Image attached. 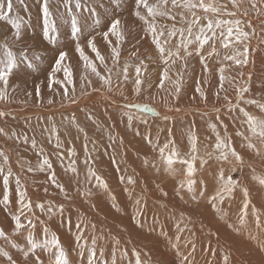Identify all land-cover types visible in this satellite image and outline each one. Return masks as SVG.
I'll list each match as a JSON object with an SVG mask.
<instances>
[{"label": "rangeland", "instance_id": "obj_1", "mask_svg": "<svg viewBox=\"0 0 264 264\" xmlns=\"http://www.w3.org/2000/svg\"><path fill=\"white\" fill-rule=\"evenodd\" d=\"M202 1L208 17L159 32L149 26L153 16L141 19L148 8L138 0H48V24L43 0H12L9 18L0 19V61L10 50L18 64L7 84L0 81V229L18 230L17 217L24 226L45 212L54 220L45 241L39 238V244L35 233L34 240L0 251L1 261L264 264V136L246 115L258 124L264 121V0ZM147 3L167 25L183 6L201 1ZM73 19L79 33L72 31ZM116 20L123 38L111 31ZM140 20L149 33H163L159 43L154 37L150 41V34L143 38ZM13 22L20 24L19 37ZM52 22L55 27L49 28ZM255 29L262 30L260 35ZM209 35V44L200 46ZM224 50L247 60L236 64L243 65L236 66L242 78L237 76L234 84L221 79L228 70L220 57ZM62 52L67 55L57 70ZM204 52L220 58L206 62ZM65 68L71 70V81ZM45 159L51 167L43 164ZM8 171L12 176L6 186L2 178ZM116 187L127 190L119 193ZM139 187L148 195L133 193ZM72 193L80 194L75 198ZM8 195L10 203H4ZM53 198L70 203L68 220L80 223L77 229L59 219L64 207Z\"/></svg>", "mask_w": 264, "mask_h": 264}, {"label": "bare ground", "instance_id": "obj_2", "mask_svg": "<svg viewBox=\"0 0 264 264\" xmlns=\"http://www.w3.org/2000/svg\"><path fill=\"white\" fill-rule=\"evenodd\" d=\"M201 1V0H200ZM260 1V0H259ZM203 2V1H202ZM256 3V2H255ZM259 3V2H258ZM257 3V4H258ZM203 4H205L204 2H203ZM256 4V5H257ZM263 4V3H262ZM194 5H196V4H194ZM234 5V4H233ZM204 7H206V6H204ZM227 7H229L230 8V6H227ZM226 7V8H227ZM233 7V6H232ZM184 8V9H183ZM246 9V8H245ZM145 10H147L146 8H145ZM186 10V11H185ZM190 10V11H189ZM226 10V9H225ZM230 10V9H229ZM181 11H182V13H181ZM230 12V11H229ZM244 11H242V13H243ZM177 13V15H174L173 17H172V19H169V21H168V23L169 24H167V25H165L164 23H162V21H160L161 20V16H157V15H155V16H153V15H151L150 13H148V12H144L143 13V16H145V17H143L144 18V20H146L147 18H149V17H146V16H153L154 17V19H152V21H148L149 22V26L151 27V28H155V31L156 30H158L159 32L160 31H168L169 29H172V28H176V27H179V24H180V22H182L181 23V26H183V23L185 24V23H187L188 21H190V22H193V23H195V20H196V18L198 17V16H207L208 17V12L207 11H205L204 10V8L203 7H200L199 8V6H197L196 5V8L195 9H193V8H188V7H182V10H179V11H177L176 12ZM238 14H240V13H238ZM245 14V13H244ZM243 14V15H244ZM248 14V13H247ZM225 15V14H224ZM242 15V14H241ZM242 15V16H243ZM221 16V15H220ZM237 16V15H236ZM250 16V15H249ZM221 17H223V16H221ZM247 17V16H246ZM253 17V16H252ZM244 18H245V16H244ZM244 18H243V20H244ZM250 19H251V17H249ZM264 18V17H263ZM263 18H259V21L260 20H262ZM255 19V18H254ZM258 19V18H257ZM199 20V19H198ZM243 20H242V22H243ZM246 20V19H245ZM245 20H244V22H245ZM216 21V20H215ZM247 21H248V19H247ZM255 21V20H254ZM213 22V21H212ZM243 22V23H244ZM250 22V21H249ZM248 22V23H249ZM253 22V21H252ZM263 22H264V20H263ZM262 22V23H263ZM145 23L146 22H144V21H142V20H140L139 21V24H138V27H139V31L144 35L143 36V38L145 39H149V34H150V36H151V38H150V41H151V39L154 37L156 40H161L162 38H160V36H162V35H160L159 33H157V35H154V34H151V33H149L148 31H147V26H145ZM201 23V22H200ZM208 23H210V22H208ZM256 23H258V20H257V22ZM196 24V23H195ZM218 24V23H217ZM220 24H221V22H220ZM252 24V23H251ZM255 24V23H254ZM259 24V23H258ZM250 25V24H249ZM260 25V24H259ZM145 26V27H144ZM203 26V25H202ZM246 26H247V24H246ZM252 25H250L249 27H251ZM261 26V25H260ZM201 27V26H200ZM248 27V26H247ZM248 27V28H249ZM263 27V26H262ZM201 28H203V27H201ZM177 29V28H176ZM213 29V28H212ZM252 29H253V27H252ZM256 29H257V27H256ZM256 29H255V31H256ZM262 29V28H261ZM179 30V29H178ZM216 30V29H215ZM258 30V29H257ZM196 31V30H195ZM220 31V30H219ZM260 31V30H259ZM258 31V32H259ZM205 32V31H204ZM252 32V31H251ZM257 32V31H256ZM258 32H257V34H258ZM260 32H262V30L260 31ZM196 35V34H195ZM240 35V34H239ZM258 35H260V34H258ZM212 36V35H211ZM210 35H209V37H211ZM217 36V35H216ZM215 36V37H216ZM243 37V36H242ZM256 37H257V35H256ZM259 38H260V36H258ZM243 39V38H242ZM254 39V38H253ZM256 39V38H255ZM149 41V42H150ZM219 41H221V40H219ZM253 41V40H252ZM257 41H260V40H257ZM224 42V41H223ZM238 42V41H237ZM254 42V41H253ZM212 43V42H211ZM215 43V42H214ZM239 43V42H238ZM241 43V42H240ZM239 43V44H240ZM207 44H209V43H207ZM219 44V43H218ZM228 44V43H227ZM118 45V44H117ZM240 45H242V44H240ZM201 46V45H200ZM199 46V47H200ZM206 46V45H205ZM211 46V45H210ZM209 46V47H210ZM232 46V45H231ZM234 46V45H233ZM243 46V45H242ZM117 49H119V48H117ZM197 49V48H196ZM200 49V48H199ZM198 49V50H199ZM220 49H222V48H220ZM228 49V48H227ZM202 50H203V48H202ZM243 49H241V51H242ZM90 51V50H89ZM116 51H118V50H116ZM201 51V50H200ZM218 51V50H217ZM216 51V52H217ZM229 51H232V49L231 50H229ZM228 50H224V51H221V53H220V57L222 58V60L224 61V63H222V64H224V66L225 67H227L228 68V70L226 69V72L224 73V76H223V80L222 81H224L225 80V84H226V82L228 81V83L230 82V83H232V84H234V81H235V78L237 79V76H239V79H241L242 78V75H241V78H240V75H239V72H238V70H237V63H236V60L237 59H239L240 61H241V64L243 63V61H244V56H241V55H236V54H232V53H230ZM118 52H120V51H118ZM212 52V51H211ZM210 52V53H211ZM89 53V52H88ZM214 53V52H213ZM239 53V52H238ZM217 54V53H216ZM232 54V55H231ZM198 55V54H197ZM202 57H204V58H202L201 60H204V61H206V62H210V61H215V60H217L218 58H220V57H216V56H214V55H212V54H210V55H206V53L204 52V53H202ZM230 55V56H229ZM108 57H109V55H108ZM107 57V58H108ZM196 57V56H195ZM229 57H235V59H229ZM254 60H256L255 59V56L254 55H252L251 56ZM246 58V57H245ZM221 60V59H220ZM203 61V62H204ZM247 61V60H246ZM250 63V62H249ZM202 64H204V63H202ZM255 65V64H254ZM201 66V65H200ZM237 66V67H236ZM249 66H250V64H249ZM262 66H264L263 65V63H262ZM242 67H243V65H242ZM242 67H240V68H242ZM253 67V66H252ZM239 68V67H238ZM239 68V69H240ZM250 68V67H249ZM210 69V68H209ZM246 69V68H245ZM253 69V68H252ZM251 69V70H252ZM221 70V69H220ZM264 70V69H263ZM224 71H225V69H224ZM243 71V70H242ZM191 73V72H190ZM241 73V72H240ZM255 73V72H254ZM236 74V75H235ZM238 74V75H237ZM243 74V73H242ZM261 74H262V72H261ZM245 78V77H244ZM264 79V78H263ZM230 80V81H229ZM242 81V80H241ZM236 82V81H235ZM239 82V81H238ZM237 82V83H238ZM257 82H259V81H257ZM262 82H264V81H262ZM215 83V82H214ZM217 83V82H216ZM223 83V84H224ZM236 83V84H237ZM240 83V82H239ZM253 85H254V83H253ZM252 85V86H253ZM209 86V85H208ZM216 86V85H215ZM234 86V85H233ZM251 86V87H252ZM212 87V86H211ZM242 87V86H241ZM238 88V87H237ZM209 89V88H208ZM233 89V88H232ZM241 89V88H240ZM244 89V88H243ZM210 90V89H209ZM235 90V89H234ZM231 91V90H230ZM251 93V92H250ZM258 93V92H257ZM259 94H260V92H259ZM88 95H90V94H88ZM243 95V94H242ZM255 96V95H254ZM256 98V97H255ZM263 99V98H262ZM227 101V100H226ZM85 102V101H84ZM102 102V101H101ZM262 102H264V101H262ZM93 104V103H92ZM262 104V103H261ZM84 105V104H83ZM198 105V104H197ZM204 105V104H203ZM202 105V106H203ZM230 105V104H229ZM226 106V105H225ZM84 107V106H83ZM137 107H138V105H137ZM202 110H205V109H202ZM211 110V109H210ZM209 110V111H210ZM257 110V109H256ZM83 111V110H82ZM212 111V110H211ZM214 130H215V128H213ZM226 131V130H225ZM229 133H231V132H229ZM254 136V135H253ZM231 137V136H230ZM210 138V137H209ZM233 138V137H232ZM235 138V141H236V143H238V140H239V138L237 137V136H235L234 137ZM207 139V138H206ZM230 139V138H229ZM255 139V138H254ZM253 139V140H254ZM260 142H263V141H261V140H259ZM209 142V141H208ZM207 142V143H208ZM230 142H231V140H230ZM243 142V141H242ZM214 143V142H213ZM209 144V143H208ZM232 144V143H231ZM241 145H242V143H241ZM245 145V144H244ZM235 146H236V144H235ZM233 146H231V148H232ZM241 147V146H240ZM126 148V147H125ZM236 148V147H235ZM247 148V147H246ZM245 148V149H246ZM244 149V150H245ZM264 149V148H263ZM129 150H130V148H129ZM242 150V149H241ZM128 151V150H127ZM264 153V152H263ZM129 161V160H128ZM130 163V162H129ZM112 165V164H111ZM122 166V165H121ZM129 166V165H128ZM137 166V165H136ZM136 166H134V167H136ZM227 167V165L226 164H223L222 165V167ZM136 168H138V166L136 167ZM127 169V168H126ZM133 173V172H132ZM136 173V172H135ZM116 174V173H115ZM20 175V174H19ZM21 175H22V173H21ZM142 178V177H141ZM126 180H128V179H126ZM23 181H24V178H23ZM22 181V182H23ZM37 183V182H36ZM59 183V182H58ZM112 183V182H111ZM21 185V184H20ZM24 185V184H23ZM114 185V184H113ZM27 186V185H26ZM62 186V185H61ZM49 187V186H48ZM9 188V187H8ZM12 188V187H11ZM10 188V189H11ZM16 188V187H15ZM93 188V187H92ZM114 188V187H113ZM117 188H119V187H116V189H113L114 191H118L119 193H125V191L127 190V188H122V190H120L119 191V189H117ZM141 187H139V189H137V191L138 192H133V193H137V195H143V196H145V195H148V194H144V192H145V190L146 189H143V188H141ZM89 189H91V188H89ZM125 190V191H124ZM20 191V190H19ZM40 191H41V189H40ZM43 191V190H42ZM122 191V192H121ZM46 192H47V190H46ZM5 193H6V191H5ZM16 193V192H15ZM32 192H30V194H31ZM116 193V192H115ZM127 193V192H126ZM73 194V197H75V198H77V196L76 195H79V194H75V193H72ZM14 195V194H13ZM101 195V194H100ZM9 197H10V195H8ZM16 196V195H15ZM34 196V195H33ZM38 196V195H37ZM45 196V195H44ZM48 196V195H47ZM97 197H98V195H96ZM102 196V195H101ZM33 199H35V198H33ZM37 199V198H36ZM48 199V198H47ZM79 199H82V198H79ZM14 200V199H13ZM31 200V199H30ZM53 200H54V202L57 204V205H59V204H62L61 206L62 207H64V209L62 210L63 212V214H60L58 217H59V219H67V221L68 222H70L71 224H70V226H76V229H77V227H79L81 224L80 223H78V222H75V221H71V220H68V218L70 217L68 214H67V212H69V210L71 211V209L69 208V204L64 200V201H62L61 199H60V201L58 200V199H55V198H53ZM15 201V200H14ZM35 201V200H34ZM18 202V201H17ZM36 202V201H35ZM16 203V202H15ZM19 203V202H18ZM27 204V203H26ZM32 204V203H31ZM73 204H75L74 202H72V205ZM89 205L90 204H88V205H85V206H83V207H89ZM263 205V204H262ZM264 206V205H263ZM11 208V207H10ZM28 210V209H27ZM32 210V209H31ZM43 210V209H42ZM52 210V209H51ZM19 211V210H18ZM18 211H17V213H18ZM35 211V210H34ZM41 211V210H40ZM259 211V210H258ZM50 212H52V211H50ZM60 212V210H57V211H55V213H53L54 215L55 214H57V213H59ZM182 212V211H181ZM10 213V212H9ZM30 213V212H29ZM32 213V212H31ZM46 214L45 215H43L42 217H38V218H36L35 220H34V218H33V221H32V219H31V222H29V223H27V224H25L23 227H21V228H19L18 230H9V231H6V232H4L5 233V235L4 236H0V251H4V250H6L7 248H11L12 246H13V244L15 245V244H17L18 246L21 244V243H24L25 244V242L27 243V241H29V239H31V240H34L33 239V237H34V234L36 233L39 237H38V239L40 238L41 240H42V238L44 239V240H42V241H45L46 240V238H47V233H48V237H49V233H51V231H50V229H52L51 227H52V223H53V218H52V215L51 214H49L48 212H45ZM14 214V213H13ZM33 214V213H32ZM36 214V213H35ZM73 214H74V216H77V213L73 210ZM73 214H72V216H73ZM9 215V214H8ZM25 215V214H24ZM53 215V216H54ZM14 216V215H13ZM22 216V215H21ZM260 216V215H259ZM263 216V215H262ZM26 217H27V215H26ZM30 217V216H29ZM56 218V217H55ZM74 218V217H73ZM230 218V217H229ZM259 218H262V217H259ZM20 219V218H19ZM70 219V218H69ZM237 219H240L241 220V217H238ZM1 220V219H0ZM24 220V219H23ZM239 220V221H240ZM77 221V220H76ZM63 222V221H62ZM5 223V222H4ZM242 223V222H241ZM258 223V222H257ZM2 224V223H1ZM7 224V223H6ZM5 224V225H6ZM60 224V223H59ZM12 225V224H11ZM14 225V224H13ZM6 227H8V225L6 226ZM66 227V226H65ZM256 227V226H255ZM251 228H254V224H251ZM257 228V227H256ZM3 229V228H2ZM67 229V228H66ZM260 229V228H259ZM241 230V229H240ZM244 230V229H243ZM3 231H4V229H3ZM44 232V233H43ZM244 232V231H243ZM254 232V231H253ZM257 232V231H256ZM255 232V233H256ZM254 233V234H255ZM237 234H239V233H237ZM236 234V235H237ZM257 234H259V233H257ZM54 235V234H53ZM75 236V235H74ZM78 236V234L76 233V236L75 237H77ZM255 236H256V234H255ZM241 237V236H240ZM240 237H237V238H239L238 240H242V238H243V236L240 238ZM259 238V237H258ZM39 239V241H40V243L39 244H41L42 242H41V240ZM244 239H246V237L244 238ZM247 239H249V238H247ZM257 239V238H256ZM258 240V239H257ZM256 240V241H257ZM247 241V240H246ZM249 242H250V240H248ZM54 242V241H53ZM48 243V242H47ZM247 243V242H246ZM39 244H37V243H35V244H33V246L32 247H36V246H38ZM53 244V243H52ZM27 245V244H26ZM47 245V244H46ZM42 246H44V245H42ZM16 247V246H15ZM45 247V246H44ZM57 248V247H56ZM53 249V248H52ZM21 250V249H20ZM26 250V249H25ZM37 250H35V252H36ZM26 252V251H25ZM34 252V251H33ZM37 253V252H36ZM53 255H55V254H53ZM43 256V255H42ZM29 257V256H28ZM35 257V256H34ZM50 257V256H49ZM38 258V257H37ZM42 258V257H41ZM53 259H54V257H53ZM30 260V259H29ZM54 261V260H53ZM25 262V261H24ZM9 264H11L10 262H8ZM8 263H5V262H3V261H1L0 260V264H8ZM20 263V262H19ZM48 263H49V261H48ZM21 264V263H20ZM45 264H46V262H45ZM50 264V263H49Z\"/></svg>", "mask_w": 264, "mask_h": 264}, {"label": "snow or ice", "instance_id": "obj_3", "mask_svg": "<svg viewBox=\"0 0 264 264\" xmlns=\"http://www.w3.org/2000/svg\"><path fill=\"white\" fill-rule=\"evenodd\" d=\"M167 2H168V0H164V3H167ZM21 3H23V0H21ZM138 3L139 4H143L145 7H147L148 8V12L151 15L155 16L157 14L152 7L148 6L147 0H138ZM172 3L175 4L176 3V0H172ZM185 6H188V7H196V5H194V4H186ZM199 6L200 7H204V4H203L202 0H201V3H200ZM12 10H13V2H12V0H0V19L7 20L9 18V14L12 12ZM211 10L212 11H217V9H215V8H212ZM43 14H44V17H45V23L48 24V21H47V17L49 15L48 0H43ZM136 15H139V12H137ZM160 15H163V13H160ZM141 19H144V18L141 17ZM13 23L15 24V28H16V36L19 37V35H20V31H19L20 30V24L19 23H16V22H13ZM237 23H239V22H237ZM119 24H120V21L119 20H116V21H114L111 24V31L113 32V34L121 35L117 31ZM71 26H72L73 33H79L80 32V28H79L78 23H77V21L75 19H73L71 21ZM48 27L49 28H54L55 27L54 22H52L51 24H49ZM207 27L208 28H211L212 27L211 23H209L207 25ZM152 30L155 31V28L153 27ZM46 31H48L47 28H46ZM201 31H202V29H201ZM171 34L174 35L175 33H171ZM228 34H229V36L232 34V29L231 28L228 29ZM105 35H107V33H105ZM161 35H163V33H161ZM243 35H247V33H243ZM121 38H123L122 35H121ZM197 39L199 40L200 38L197 37ZM210 39H211V37L205 36L202 40H200L201 46H203L204 44H207ZM237 39H239V37H237ZM157 43H159L158 40H157ZM90 46L92 47L93 51H95V52L98 53V49L95 48L94 43L90 42ZM227 46L228 45L225 44V47H227ZM4 47L7 48L6 45H4ZM160 50H161V52L164 51L163 48H161ZM78 51L81 53V56L83 57V59H85V60L88 59L86 56H84L83 49L82 48H79L78 47ZM188 54L191 55V53H188ZM66 55L67 54L66 53H63V52L60 54L59 59H58V61L56 63V69L57 70H60L61 62L64 61ZM116 55L118 56L119 53H116ZM6 57H7L6 60L0 61V63L3 64V68H0V81H4L5 84H7V78H8V76L18 66V64H17V58H16L15 54L12 53L10 50H8L6 52ZM100 59H101V61H103V57L102 56L100 57ZM229 59H235V57H229ZM243 62L244 63H247L246 60L243 61ZM236 63L239 64V63H241V61L239 59H237L236 60ZM64 71L68 75L69 81H71V76H72L71 70L68 69V68H65ZM93 71H96L94 65H93ZM136 71L139 74L140 69L137 68ZM221 71H223V70L221 69ZM221 79H223V77H221ZM136 82L137 83H140L139 80H137ZM197 90L199 91V89H197ZM3 98H4V93H3V91H0V99H3ZM250 103L255 104L256 101H250ZM261 107L264 108V105H261ZM0 115H3V113H0ZM246 115H248V123L252 127V129L255 131V129L257 127H260L261 128L260 135L264 136V121L259 122V124H258L257 121H256V119L254 117H252L251 115H249L247 113H246ZM0 131H2V130H0ZM34 143L35 142L33 141V144ZM220 146H221V144L218 143L217 144V147H220ZM232 151H233V154L236 155L237 158L239 159L240 157H239V155L237 153H235V150L233 149ZM0 155H2V153H0ZM224 158L227 159L226 156ZM5 159H7V157H5ZM169 163H171V158L170 157H169ZM43 164L44 165H48L49 167H51V165L49 164L48 159H45L43 161ZM0 171H3V169H0ZM192 171H193V169L190 167L189 168V173H191ZM11 176H12V172L11 171H8L7 175L3 176L2 180H3V184L4 185L7 186L9 184V178ZM229 182L230 183L232 182L231 181V177H229ZM260 182L261 183H264V180H262ZM190 183H194V181L193 182H190ZM104 186L107 187V184L105 183ZM226 190L228 192L233 191L232 188H227ZM244 192H245V194H247V189H245ZM24 195L25 194L23 192L20 193V202H21V204H23V202H24ZM3 199H4V203H10L9 196H4ZM26 206L30 207V202ZM39 206L41 208H43V205H39ZM247 206H248V204L245 203V205H244V209L245 210L247 209ZM257 219H259V218L257 217ZM16 221H17V228L23 227V225L20 224V222H19V217L16 218ZM4 235H5V233H4L3 229H0V236H4ZM57 243H58V241H57ZM3 255L8 256V253L7 252H4ZM92 256H93V258H95V251L92 252ZM8 258H9V260H11V257L10 256ZM224 259H225V261H227L228 257H224Z\"/></svg>", "mask_w": 264, "mask_h": 264}]
</instances>
